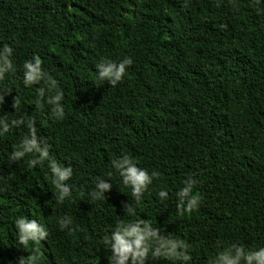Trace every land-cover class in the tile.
<instances>
[{"label":"trees","instance_id":"1","mask_svg":"<svg viewBox=\"0 0 264 264\" xmlns=\"http://www.w3.org/2000/svg\"><path fill=\"white\" fill-rule=\"evenodd\" d=\"M6 46L14 70L0 78V120L10 125L0 136V264L34 254L37 264H118L105 238L138 222L183 241L177 252L190 257H154L152 242L143 264H214L233 245L264 247V0H0ZM126 57L115 86L97 78L98 64ZM35 58L46 75L25 85ZM48 77L62 93L59 119ZM29 125L48 152L33 166L38 152L10 159L32 138ZM125 156L156 173L139 201L114 168ZM51 162L70 170L63 201ZM191 195L199 201L186 210ZM20 217L45 239L20 244ZM124 264L140 261L130 253Z\"/></svg>","mask_w":264,"mask_h":264},{"label":"clouds","instance_id":"2","mask_svg":"<svg viewBox=\"0 0 264 264\" xmlns=\"http://www.w3.org/2000/svg\"><path fill=\"white\" fill-rule=\"evenodd\" d=\"M12 49L10 47H5L3 52H0V78H3V74L6 71H13V65L10 57ZM132 64L130 58H125L119 63L115 62H102L97 65L98 75L97 78L101 81L105 79L108 82L115 86L117 82L121 81L125 75L126 67ZM41 61L39 58H35L34 62H29L24 65V84L31 85L38 83L41 79L45 77V73L41 71L40 68ZM48 80L51 83V87L56 89L54 96H51L48 100L49 104L54 105L53 114L57 119L62 118L64 113L63 109L60 106V101L62 100V93L59 91L56 85V81L52 80L51 77H48ZM41 95L44 94L43 89L40 92ZM23 123L21 120H14L12 124L19 125ZM30 127L31 139L25 138L22 140L19 147L14 150L10 156L11 160H18L24 157L29 153H39V156L30 160L29 165L33 166L43 160L48 159V152L46 149H41L38 142L35 139V129ZM10 125L5 123L3 120H0V136L8 132ZM51 172L54 174L55 179L53 181L56 189H59L61 195L59 197L60 201H63L64 195L68 194V187L62 186L61 181H64L70 175V170H62L60 167H57L54 162L50 163ZM114 168L118 170L120 176L122 177V182L126 186H130L132 189V195L136 197V200L139 201V194L144 192L149 184L152 182V178L156 173L151 175L142 168L134 166L133 160L125 156L122 160L114 165ZM103 190H107L110 185L103 183L99 185ZM192 191V185L189 184L188 187H185L179 193L181 197V202L183 203L182 197L187 196L189 192ZM161 197L165 196V192L161 191L159 193ZM199 197L196 195H191L189 203L186 210L192 209ZM128 211L131 213L132 209L129 208ZM69 220H62L60 222V227H65L66 224H69ZM18 241L20 244L27 246L29 242L34 244L39 243L41 240L45 239L47 233L46 230L38 225L35 220H29L24 217H20L15 221ZM140 223L128 224L126 226H118L117 229L112 233L110 239L105 238L106 244H111L114 249V257L118 264H124L125 260L128 259L129 254L131 253L133 261L137 259L140 261V264H143V260L149 252V248L153 247L152 242H155L154 251L152 255L170 257L172 259H182L183 261H188L190 259L189 255L186 253H178L177 247L181 249H186V245L183 241L180 240H170L158 237L154 230L149 228V225L145 224V230H141L139 227ZM234 249V254H233ZM39 259L38 254L31 255L27 258L26 261H21V264H37ZM241 260L244 261V264H264V247L259 248L256 251L246 252L244 249L236 246H232L230 249H225L221 252L214 261V264H240ZM111 264V261H110Z\"/></svg>","mask_w":264,"mask_h":264}]
</instances>
